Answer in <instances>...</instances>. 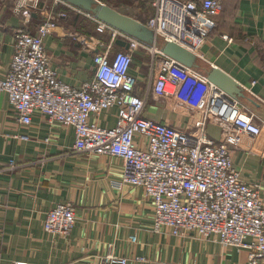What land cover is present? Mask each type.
Returning <instances> with one entry per match:
<instances>
[{
	"label": "built area",
	"instance_id": "obj_1",
	"mask_svg": "<svg viewBox=\"0 0 264 264\" xmlns=\"http://www.w3.org/2000/svg\"><path fill=\"white\" fill-rule=\"evenodd\" d=\"M32 1L17 0L15 12L30 17L27 9ZM42 1L43 5L51 3V14L36 34L16 32L11 62L0 78V93L8 96L18 121L29 125L38 112L51 123L73 128L77 151L120 158L119 184L143 189L154 209L155 232L167 228L175 236L195 233L223 247L247 250L248 264H264L261 184L242 177L230 150L231 144H239L245 136L259 138L262 127L254 121L255 113L203 72L166 55L159 46L136 39L64 0ZM61 5L88 17L99 33L111 37L108 45L101 44L105 49L94 54L93 78L80 87L58 77L46 49L47 36L58 27L53 10ZM222 6V0H152L154 13L144 23L163 40L197 54L209 35V17L218 15ZM116 39L127 41L128 49L112 53ZM137 51L150 58V82L144 94L137 89L140 78L132 67ZM150 96L198 114V132L145 117ZM113 107L118 109L116 123L107 127L100 119ZM208 119L222 127L221 143L207 136ZM16 167L15 159H10L9 170ZM75 224V207L66 202L48 210L43 227L50 235L68 237ZM131 240L135 242L136 236ZM127 262V258L109 255L101 264Z\"/></svg>",
	"mask_w": 264,
	"mask_h": 264
},
{
	"label": "crops",
	"instance_id": "obj_2",
	"mask_svg": "<svg viewBox=\"0 0 264 264\" xmlns=\"http://www.w3.org/2000/svg\"><path fill=\"white\" fill-rule=\"evenodd\" d=\"M222 2L223 12L209 17V35L196 55L203 67H219L245 90L247 98L241 101L255 113L262 132L257 139L245 136L231 144V156L245 180L261 184L264 200V0ZM58 7L70 19L82 17L68 6ZM48 13L20 16L0 2V78L11 62L16 32L36 34ZM57 24L46 38L47 52L58 77L80 87L93 78L94 54L111 37ZM119 50L123 48L114 43L111 52ZM149 60L135 52L132 67L141 94L150 82ZM117 115L118 109L110 108L100 122L112 127ZM144 115L190 133H197L201 124L198 114L165 98L150 96ZM205 132L215 142L223 141L222 127L212 119ZM74 144L73 128L51 123L38 112L31 124L19 122L8 96L0 93V264H101L109 255L127 258V264H248L247 250L223 247L195 233L175 236L167 228L155 232L154 209L143 189L119 184L122 160L79 152ZM12 158L15 170H9ZM66 202L75 207L71 234H48L43 227L46 213Z\"/></svg>",
	"mask_w": 264,
	"mask_h": 264
},
{
	"label": "water",
	"instance_id": "obj_3",
	"mask_svg": "<svg viewBox=\"0 0 264 264\" xmlns=\"http://www.w3.org/2000/svg\"><path fill=\"white\" fill-rule=\"evenodd\" d=\"M90 14L100 21L148 44H155L166 55L176 59L182 64L203 72L208 80L224 90L237 100L247 98L241 84L232 76L217 66L203 67L195 53L178 43L163 40L157 36L146 24L132 16L124 14L114 7L100 0H64ZM115 43L123 49H128L129 44L122 39H116ZM203 69V70H201Z\"/></svg>",
	"mask_w": 264,
	"mask_h": 264
},
{
	"label": "rangeland",
	"instance_id": "obj_4",
	"mask_svg": "<svg viewBox=\"0 0 264 264\" xmlns=\"http://www.w3.org/2000/svg\"><path fill=\"white\" fill-rule=\"evenodd\" d=\"M104 3L114 7L118 11L127 14L129 16H132L142 22H146L154 13L153 8L148 5V0H101ZM0 2L3 5H6L10 8V10L15 9L17 0H0ZM44 1L42 0H35L29 3L27 11L31 12H41L46 11L48 9L49 14L51 10V3L49 1H46V5L44 4ZM58 7V6H57ZM55 8L54 18L57 20L56 22L59 24H66L67 26L74 27L76 32H85L87 34H92V27L95 29V23L89 19L88 17L82 15L80 19H70L67 14V12H64L62 10L58 11ZM23 12L18 13V15H22ZM63 13L66 14V16H62ZM67 20V21H66ZM74 30V31H75ZM96 31V30H95ZM107 35H110L108 33H105ZM94 36V34H92ZM138 57V56H137Z\"/></svg>",
	"mask_w": 264,
	"mask_h": 264
},
{
	"label": "trees",
	"instance_id": "obj_5",
	"mask_svg": "<svg viewBox=\"0 0 264 264\" xmlns=\"http://www.w3.org/2000/svg\"><path fill=\"white\" fill-rule=\"evenodd\" d=\"M222 3H223V2H222ZM148 5L151 6V8H153V7H152V0H148ZM61 9H62V8L59 7L57 10L60 11ZM222 12H223V6H222V10H221V12H220L218 15H220ZM213 16H217V15H213ZM95 30H96V26H95V29L92 27V33H93V32H94V33H96V32L99 33L97 30H96V31H95Z\"/></svg>",
	"mask_w": 264,
	"mask_h": 264
}]
</instances>
